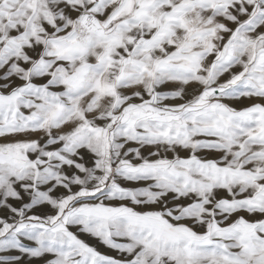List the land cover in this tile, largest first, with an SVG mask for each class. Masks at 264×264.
I'll list each match as a JSON object with an SVG mask.
<instances>
[{
	"label": "snow or ice",
	"instance_id": "6c2138e0",
	"mask_svg": "<svg viewBox=\"0 0 264 264\" xmlns=\"http://www.w3.org/2000/svg\"><path fill=\"white\" fill-rule=\"evenodd\" d=\"M0 264H264V0H0Z\"/></svg>",
	"mask_w": 264,
	"mask_h": 264
},
{
	"label": "rangeland",
	"instance_id": "374dc122",
	"mask_svg": "<svg viewBox=\"0 0 264 264\" xmlns=\"http://www.w3.org/2000/svg\"><path fill=\"white\" fill-rule=\"evenodd\" d=\"M90 243H94V241H90Z\"/></svg>",
	"mask_w": 264,
	"mask_h": 264
}]
</instances>
